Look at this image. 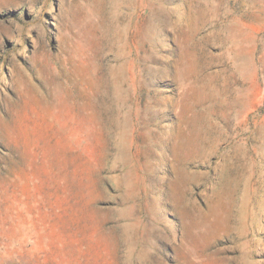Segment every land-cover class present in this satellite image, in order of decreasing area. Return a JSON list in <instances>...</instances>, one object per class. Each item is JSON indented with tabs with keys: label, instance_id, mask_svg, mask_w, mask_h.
I'll use <instances>...</instances> for the list:
<instances>
[{
	"label": "rangeland",
	"instance_id": "rangeland-1",
	"mask_svg": "<svg viewBox=\"0 0 264 264\" xmlns=\"http://www.w3.org/2000/svg\"><path fill=\"white\" fill-rule=\"evenodd\" d=\"M0 264H264V0H0Z\"/></svg>",
	"mask_w": 264,
	"mask_h": 264
}]
</instances>
